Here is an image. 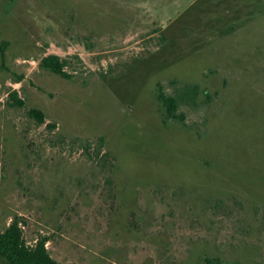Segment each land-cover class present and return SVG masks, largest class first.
I'll return each mask as SVG.
<instances>
[{
    "label": "rangeland",
    "instance_id": "rangeland-1",
    "mask_svg": "<svg viewBox=\"0 0 264 264\" xmlns=\"http://www.w3.org/2000/svg\"><path fill=\"white\" fill-rule=\"evenodd\" d=\"M0 40V232L61 264H264V0H0ZM172 80L199 94L163 124Z\"/></svg>",
    "mask_w": 264,
    "mask_h": 264
},
{
    "label": "trees",
    "instance_id": "trees-1",
    "mask_svg": "<svg viewBox=\"0 0 264 264\" xmlns=\"http://www.w3.org/2000/svg\"><path fill=\"white\" fill-rule=\"evenodd\" d=\"M8 46L6 40H0V52L4 53ZM66 60L56 54H47L39 61V67L62 78L69 79L71 75L65 70ZM174 87V93L167 92L165 85L157 83L155 91L162 107V123L171 121L184 122L185 113L180 110L181 106L196 107V98L199 94L197 84L181 83L178 80L170 81ZM11 105L23 107L24 101L17 97L16 91L10 94ZM29 117L38 124L44 123L45 115L37 108L27 110ZM0 255L10 264H61L50 257L45 248V239L39 240L33 246L25 244L21 236L19 220L14 219L11 224L0 232ZM208 261V260H207Z\"/></svg>",
    "mask_w": 264,
    "mask_h": 264
},
{
    "label": "flooded vegetation",
    "instance_id": "flooded-vegetation-1",
    "mask_svg": "<svg viewBox=\"0 0 264 264\" xmlns=\"http://www.w3.org/2000/svg\"><path fill=\"white\" fill-rule=\"evenodd\" d=\"M0 264H10L3 256L0 255Z\"/></svg>",
    "mask_w": 264,
    "mask_h": 264
}]
</instances>
